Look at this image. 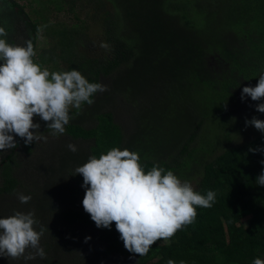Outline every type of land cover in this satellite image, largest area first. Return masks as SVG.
I'll return each instance as SVG.
<instances>
[{
  "label": "trees",
  "instance_id": "obj_1",
  "mask_svg": "<svg viewBox=\"0 0 264 264\" xmlns=\"http://www.w3.org/2000/svg\"><path fill=\"white\" fill-rule=\"evenodd\" d=\"M91 1L95 6L91 19L101 25L99 38L109 47H101L98 56H88L80 51L83 38L77 27H63L56 35L67 71L76 69L93 83H100L101 77L108 78L107 105L123 99L135 118L139 111L145 115L151 110L156 111L158 118L152 125L141 122L125 139L113 114L103 111L98 104L100 99L95 100L97 93L92 97L93 104L84 103L86 112L80 111L78 117L75 111L69 113L73 118L65 126V134L75 140H91L92 144L88 151L67 152L69 157L63 165L68 176L63 187L66 192L63 207L50 204L47 207L51 223L63 222V228L57 227L51 242L45 243V252L50 248L56 253L63 249V255L72 253V256L67 259L52 252L43 258L42 264H92L112 255L133 256L135 264H167L169 259L183 260L185 264H252L257 257L264 259V186L257 183V177L264 172L261 163L264 151H249V148H264V132L212 158L188 145L206 122L197 112L210 104L205 97L208 85L213 88L223 79L210 72L209 60L225 63L235 60L240 40H256L263 34L264 0ZM31 28L35 32V25ZM142 85L152 88L155 99L162 95L164 103L149 106L143 98L148 93L139 95ZM232 89L233 86L229 91ZM182 114L189 119L193 117V122L189 120V125L176 128L170 126ZM159 123L165 126L153 125ZM84 124L93 126L86 128ZM114 147L137 152L145 171L157 164L172 170L180 179H187L182 173L196 175L194 190L201 194L214 191L215 202L210 208L198 207L195 221L177 231L167 244H153L145 256L130 253L114 222L110 228H98L84 210L80 199L86 191L82 187L83 177L73 175L91 156L99 158ZM13 160L6 159L0 167L3 179L0 195L12 194L18 185ZM242 218L246 221L243 234L239 235L236 224ZM74 225L96 231L102 247L95 259L84 257L75 237L67 233L60 237L61 230L67 232Z\"/></svg>",
  "mask_w": 264,
  "mask_h": 264
},
{
  "label": "clouds",
  "instance_id": "obj_2",
  "mask_svg": "<svg viewBox=\"0 0 264 264\" xmlns=\"http://www.w3.org/2000/svg\"><path fill=\"white\" fill-rule=\"evenodd\" d=\"M8 35V27L0 23V150L17 147L13 134L24 138L25 144L46 141L47 137L39 134L40 124L33 122L34 116L47 122L53 136L64 134L73 118L70 108L80 110L84 103L91 105L94 94L107 90L106 85L89 82L76 69L61 72L42 68L33 59L36 52L31 40L17 45L9 42ZM100 47L109 45L102 42ZM245 96L253 101L264 98V73L259 75L256 86L243 87L241 99ZM256 110L264 113V103L257 104ZM245 123L264 132V120L253 117ZM67 148L71 152L78 150L73 143ZM140 159L137 152L114 147L99 158L91 156L73 175L83 177V208L96 226L110 228L114 222L125 249L145 256L158 240L169 241L177 231L192 224L198 207H212L216 193L208 190L201 194L190 182L181 181L172 170L157 164L145 171ZM257 183L264 186V172L257 177ZM18 199L26 204L31 196L20 193ZM38 223L31 211L0 218V255L25 260L45 258L40 239L46 229L40 226L37 231L34 225ZM89 239L85 237V242ZM28 248L35 249V253L25 256ZM167 264L185 261L169 259ZM252 264H264V259L257 257Z\"/></svg>",
  "mask_w": 264,
  "mask_h": 264
},
{
  "label": "rangeland",
  "instance_id": "obj_3",
  "mask_svg": "<svg viewBox=\"0 0 264 264\" xmlns=\"http://www.w3.org/2000/svg\"><path fill=\"white\" fill-rule=\"evenodd\" d=\"M93 4L94 1L91 0H0V23L8 27L9 42L24 45L26 40L32 41L36 52L33 59L42 68H47L50 71H67V65L63 61L57 46L58 36L56 32L63 27H77L76 29L82 33L83 38V46L80 47V51L88 56H98L101 48L100 44L102 43L99 37H101L103 29L99 22H94L91 19L95 8ZM32 25L36 27L35 32H32ZM253 29L255 28L253 27ZM253 29L251 30L255 32L256 30ZM242 31L245 34L246 29ZM240 44L235 60L225 63L222 60L211 58L208 62L210 72L218 79H223L213 88L208 85L209 91L206 92L205 97L210 100V104L207 108H200V111L197 112L201 117H205L206 122L198 132L197 137L188 145L192 148H199L201 153L209 158L231 146L251 141L262 133L250 124L246 126L245 122L253 117L264 120V113L256 110V105L264 103V98L260 101H253L251 97L245 96L242 100L241 92L245 86H256L259 75L264 73V32L258 36V39H243L240 40ZM0 63H3V61H0ZM100 83L106 85L107 90L98 92L95 100L100 99L101 102L99 101L98 104L102 106V109L104 108L103 111H110L113 114L114 122L122 129L125 139L132 135L133 130L139 127L141 122L151 124L157 120L156 111L153 110L145 115H143V111H139L135 118L131 107L123 99L115 100L107 105L105 94L109 89V79L101 77ZM232 86L233 89L229 91ZM134 90H137V88L134 87ZM145 91L148 94L143 98L146 103L150 104L149 106H153L154 103H157V105L164 103L165 100L162 95L155 99L152 88L148 85L139 86V95L146 94ZM225 103H227L226 108ZM74 111L76 113L77 111L79 113L80 111L82 113L86 112L84 104L80 110L70 108L69 113ZM143 117L144 120H142ZM189 120L193 122V117L189 119L187 115L182 114L174 122L172 121L173 125L170 126L176 128L181 125H189ZM33 122L40 124L39 134L47 137L46 141L40 140L25 144L24 138L20 137L17 140L19 136L13 134L17 147L0 150V167L6 159L14 158L13 174L18 182L12 194L0 195V218L11 216L17 211L23 213L34 212L35 219L39 222L34 225V228L37 231H39L40 226L46 229L40 239V246L45 251V243L50 241L51 235L56 233L57 227L61 226L63 228V222L55 221V224L51 223L53 220L47 207H49V204L54 207H63V195L66 194L63 187L66 184L65 180L68 179L63 165H65L64 161L67 162L66 160L69 157L67 152L70 151L67 145L73 143L77 146V151H88L92 141L75 140L65 133L53 136L51 130L47 128V122L38 116H34ZM153 125L157 127L165 126L164 123ZM91 126L93 125L84 124L86 128ZM143 158H147V155H144ZM182 174L187 179L181 178V181L190 182L193 189H195L196 175ZM2 180L0 174V186ZM20 193L30 195L31 200L26 204L20 203L18 199ZM80 199L83 200V197H80ZM245 221L246 218H242L236 224L239 235L243 234ZM53 226H56V228ZM66 233L71 238L75 237L77 239L76 241L82 246L81 251L86 256L82 255L87 259L92 258L93 260L95 259L94 255L100 253L102 242L96 238L94 229L84 225H74L67 232L63 233V230H61L62 236L60 237L62 238L63 234ZM85 237H90V239L85 242ZM156 243L162 246L167 244L168 241L158 240ZM52 252L67 259L72 256V253H64L63 255V249L58 250L56 253L54 248H50L45 253L49 256ZM32 253H35V249L28 248L25 251V256ZM42 262L43 259L39 256H36L35 259L25 260L24 257L11 259L0 255V264H42ZM92 264H135V260L133 256L112 255L100 258Z\"/></svg>",
  "mask_w": 264,
  "mask_h": 264
}]
</instances>
